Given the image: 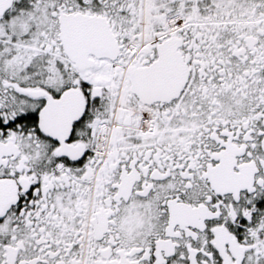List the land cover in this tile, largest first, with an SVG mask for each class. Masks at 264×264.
<instances>
[{"label": "snow or ice", "instance_id": "obj_1", "mask_svg": "<svg viewBox=\"0 0 264 264\" xmlns=\"http://www.w3.org/2000/svg\"><path fill=\"white\" fill-rule=\"evenodd\" d=\"M0 264H264V0H0Z\"/></svg>", "mask_w": 264, "mask_h": 264}]
</instances>
